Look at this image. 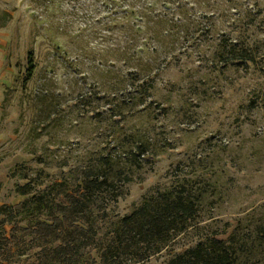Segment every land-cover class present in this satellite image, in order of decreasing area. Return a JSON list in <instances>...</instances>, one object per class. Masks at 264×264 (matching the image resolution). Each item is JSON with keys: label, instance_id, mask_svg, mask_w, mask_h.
Masks as SVG:
<instances>
[{"label": "trees", "instance_id": "1", "mask_svg": "<svg viewBox=\"0 0 264 264\" xmlns=\"http://www.w3.org/2000/svg\"><path fill=\"white\" fill-rule=\"evenodd\" d=\"M35 1L60 4V0ZM67 1L81 11L79 19L98 23L88 27L91 33L100 30L103 38L112 39L105 50L112 57V68L105 70L107 78L99 82L98 93H102L95 97L104 107L94 118L99 124L109 120L106 129L113 148L93 153L75 185L62 178L25 198L17 209L0 205V215L8 222L16 215L27 219L24 225L14 221L8 232L0 233V264H121L131 254L137 255L140 245L155 253L171 235L198 226L209 194L214 197L221 192L215 185L210 191L179 179L157 189L113 221L102 238L94 205L100 191L118 196V186L128 175L172 148L158 130L161 118L193 115L194 100L213 99L205 87H214L209 84L218 83L230 69H252L264 76V12L257 5L244 6L237 0ZM10 17L8 11H1L0 25ZM180 63L184 67L178 68L177 79L165 77ZM34 66L29 52V75ZM196 88L202 89L197 92ZM256 97L249 98L250 108L256 107ZM14 189L27 195L32 187L15 183ZM234 214L239 216L226 220L221 230L202 234L165 264H264V212L255 216L237 210ZM141 254L137 257H146Z\"/></svg>", "mask_w": 264, "mask_h": 264}, {"label": "rangeland", "instance_id": "2", "mask_svg": "<svg viewBox=\"0 0 264 264\" xmlns=\"http://www.w3.org/2000/svg\"><path fill=\"white\" fill-rule=\"evenodd\" d=\"M237 1L257 5L264 12V0ZM71 4L67 0L55 5L0 0V13L11 14L0 25V205L17 209L25 198L62 178L75 185L93 153L113 148L106 129L109 120L99 124L94 118L104 107L95 97L102 93H98L99 82L107 78L105 70L112 68V57L105 51L112 39L103 38L100 30L91 33L88 27L98 23L79 19L81 11ZM29 52L35 65L31 75ZM192 59L196 65V57ZM180 67L184 63L169 69L165 77L177 79ZM209 85L214 87L205 90L213 99L194 100L193 115L175 113L160 119L158 130L172 147L167 153L128 175L118 186V196L100 191L94 205L98 232L101 238L107 236L112 222L139 205L143 197L179 179L210 191L215 185L221 192L214 197L209 194L198 226L171 235L155 253L140 245L137 255L145 253L146 257L131 254L121 264H165L202 234L221 230L226 220L239 216L234 211L255 216L264 212V76L252 69H230L218 83ZM256 95V107L250 108L249 98ZM108 140L112 141L107 145ZM15 183H29L30 194L19 195ZM14 221L24 225L27 219L16 215L8 222L0 215V233L8 232ZM32 254L28 252L31 259ZM90 255L96 259L94 250Z\"/></svg>", "mask_w": 264, "mask_h": 264}]
</instances>
